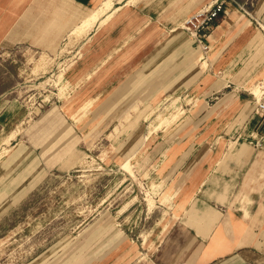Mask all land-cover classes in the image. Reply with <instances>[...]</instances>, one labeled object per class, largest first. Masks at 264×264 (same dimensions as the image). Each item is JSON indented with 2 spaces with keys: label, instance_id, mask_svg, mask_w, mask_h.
<instances>
[{
  "label": "crops",
  "instance_id": "obj_1",
  "mask_svg": "<svg viewBox=\"0 0 264 264\" xmlns=\"http://www.w3.org/2000/svg\"><path fill=\"white\" fill-rule=\"evenodd\" d=\"M213 1L126 0L93 25L91 66L79 68L75 63L64 74L65 78L70 73L68 79L82 85L88 80L84 74L88 69L93 75L90 84L110 88L94 109L93 120L86 123L88 130L105 116L115 117L182 90L197 99L194 109H188L185 119L173 128L169 146L164 141L155 149L162 176L148 174L170 183L175 205L181 207L179 220L151 252L141 254L137 244L116 227L101 234L104 225H100L96 227L100 234L87 248L84 238L77 243L76 254L55 244L33 263L264 264V121L255 112L258 97L251 91L255 82L264 79V0L238 2L251 4L248 14L225 0L226 12L207 39L210 49L202 72L196 62L201 50L181 23ZM100 3L0 0V50L56 53ZM107 17L112 18L102 30ZM142 24L154 26L141 35L139 45L128 44L126 39ZM106 55L109 63L102 62ZM9 94L10 90H0V131L12 133L7 142L15 139L19 133L15 129L26 119L21 116V103L7 99ZM58 114L50 108L28 128L25 140H13L0 157V215L54 172H68L78 164L85 124ZM141 116L140 110L130 112L119 134L124 135ZM168 123L159 121L150 134L168 130ZM144 133L140 127L130 129L118 144V158H131L141 149Z\"/></svg>",
  "mask_w": 264,
  "mask_h": 264
},
{
  "label": "rangeland",
  "instance_id": "obj_2",
  "mask_svg": "<svg viewBox=\"0 0 264 264\" xmlns=\"http://www.w3.org/2000/svg\"><path fill=\"white\" fill-rule=\"evenodd\" d=\"M107 1L111 5L103 10L102 15L112 7L117 9L126 0H102L98 9L104 8ZM234 1L243 3L245 0ZM247 4L249 11L251 6ZM110 19L107 17L102 22V30L108 28ZM153 26L142 24L141 28H134L136 32L131 34L130 40L126 39L127 43L132 41L133 45H139L141 35L145 31L150 32ZM93 31L92 27L83 37L68 35L52 54L27 48L0 50V90H10L7 99L18 100L23 107L21 116L26 118L15 129L19 133L13 140H25L28 128L50 108H54L61 119L69 118L72 122L84 123L85 127L88 120H93L94 109L100 106V100L110 88L90 84L93 75L88 69L84 70L88 80L82 85L75 84V79L70 81V73L64 78L75 63H79V68L91 66ZM203 58L200 54L196 60L202 72L208 61L206 55ZM102 60L109 63V55ZM260 84L264 86V79L251 86L257 97ZM187 94L189 92L182 90L148 105L134 106L115 117L105 116L100 120L95 117L96 122L99 120L101 123L95 129L86 127L83 132L84 148L79 154L78 164L68 172H54L11 211L0 215V264H35L33 261L55 244L65 246L70 254H74L77 243L83 238L84 248L88 247L98 233L96 227L100 225H104L99 230L101 234L112 227L120 229L137 244L141 254L153 251L156 242L173 222L179 220L181 213V207L175 205L170 183L162 177L156 179L157 175L162 176V168L156 167L155 156L159 151L155 149L164 141L169 146L173 128L185 119L188 109H194L198 104L195 97ZM133 110H140L142 116L129 130L142 128L146 139L143 147L131 158L120 159L118 144L129 136V130L124 135L119 134L124 126L120 124ZM162 120L164 123L169 120L171 128L150 134L154 125ZM115 127L118 128L116 132ZM11 134L0 131V157L13 142L6 141ZM161 153L164 157V150ZM152 172L155 177L148 176ZM141 254L138 253L139 258Z\"/></svg>",
  "mask_w": 264,
  "mask_h": 264
},
{
  "label": "built area",
  "instance_id": "obj_3",
  "mask_svg": "<svg viewBox=\"0 0 264 264\" xmlns=\"http://www.w3.org/2000/svg\"><path fill=\"white\" fill-rule=\"evenodd\" d=\"M230 2L240 12L244 14L249 13L246 7L247 4H239L234 0H230ZM226 7H228V4L225 0H214L191 13L181 23V29L199 46L202 59H204L203 57H205L210 49L207 39L210 36L211 29L220 15L225 14ZM259 89L260 95L258 96L255 112L264 121V86L260 84Z\"/></svg>",
  "mask_w": 264,
  "mask_h": 264
},
{
  "label": "bare ground",
  "instance_id": "obj_4",
  "mask_svg": "<svg viewBox=\"0 0 264 264\" xmlns=\"http://www.w3.org/2000/svg\"><path fill=\"white\" fill-rule=\"evenodd\" d=\"M105 7L100 8L98 10H94L86 15L84 23L77 29L73 31L72 34H78V36H85L89 32V30L93 27V25L98 21V19L102 16L103 10L108 9L111 5L110 1L104 3ZM104 22V21H103ZM259 89V88H258ZM259 93V91L257 92ZM257 97V95H255ZM126 167L128 166L127 163ZM124 166V165H123ZM125 167V166H124ZM123 167V168H124ZM125 167V168H126ZM127 170V169H126ZM149 194V193H148ZM151 200V199H150ZM153 201V200H152Z\"/></svg>",
  "mask_w": 264,
  "mask_h": 264
}]
</instances>
